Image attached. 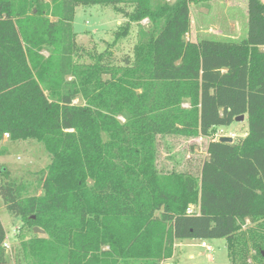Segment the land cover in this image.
I'll return each mask as SVG.
<instances>
[{"label":"trees","instance_id":"trees-1","mask_svg":"<svg viewBox=\"0 0 264 264\" xmlns=\"http://www.w3.org/2000/svg\"><path fill=\"white\" fill-rule=\"evenodd\" d=\"M194 1L0 0V142L49 157L41 194L0 167L2 205L30 231L8 257L0 219V264H160L177 240L214 238L230 264H264V5L247 0L246 38L195 41ZM89 5L125 18L100 51L73 29ZM239 115L240 141L210 138ZM158 135L208 138L199 174L159 168Z\"/></svg>","mask_w":264,"mask_h":264},{"label":"rangeland","instance_id":"rangeland-1","mask_svg":"<svg viewBox=\"0 0 264 264\" xmlns=\"http://www.w3.org/2000/svg\"><path fill=\"white\" fill-rule=\"evenodd\" d=\"M259 2L264 5V0ZM247 4V0H197L189 3L190 30L186 38L195 41L215 39L234 42L246 38L249 18ZM124 20L125 18L109 5L77 6L72 22L76 41L87 48L95 47L100 51L105 47L104 41L113 39V32ZM145 23V20L141 22ZM137 28V24H132L129 36L122 39L114 49L116 57L131 51ZM215 130L221 131L224 136L234 134L233 141L238 142L246 134L247 120L244 116L242 121L234 120L230 125L219 126ZM207 142L208 138L200 136L158 135L155 142L157 166L165 170L173 168L198 175L201 163L207 157ZM48 163L47 152L37 141H11L5 135L0 142V167H5L12 178L22 183L25 194H41L36 175ZM193 207L196 208L194 205ZM0 219L10 245L6 249V255L11 257L12 249L18 247L20 235L28 236L30 231L26 226H21L20 217L12 216L6 211L1 197ZM247 224L248 220L242 229H245ZM201 241L177 240L172 257L160 264H230L224 238L203 240L211 246V252L200 246Z\"/></svg>","mask_w":264,"mask_h":264},{"label":"built area","instance_id":"built-area-1","mask_svg":"<svg viewBox=\"0 0 264 264\" xmlns=\"http://www.w3.org/2000/svg\"><path fill=\"white\" fill-rule=\"evenodd\" d=\"M222 136H224V135L222 134L221 131L217 132V131L215 130V132L212 134V136H211L210 138H212V139H214V140H219V138L222 137ZM229 136H231V137L233 138L234 134H230ZM196 210H197V207L194 208L193 206H190V207L187 208V213H192V212H194V211H196ZM13 232H15V231L13 230ZM6 235H7V234H6ZM7 236H8V235H7ZM3 246L5 247V249H7L8 247H10V245H9V243H8V239H7L6 236H5V239H4V241H3ZM200 246L206 248L209 252H211V250H212L211 246L207 245V244L205 243V241H203V240L200 242Z\"/></svg>","mask_w":264,"mask_h":264},{"label":"water","instance_id":"water-1","mask_svg":"<svg viewBox=\"0 0 264 264\" xmlns=\"http://www.w3.org/2000/svg\"><path fill=\"white\" fill-rule=\"evenodd\" d=\"M244 119V115H239L237 117L234 118L235 121H242ZM219 141L221 142H232L233 138L231 136H222L219 138ZM33 231L35 233H39V234H43V230L38 228V227H34ZM262 256L264 257V251L261 252Z\"/></svg>","mask_w":264,"mask_h":264},{"label":"crops","instance_id":"crops-1","mask_svg":"<svg viewBox=\"0 0 264 264\" xmlns=\"http://www.w3.org/2000/svg\"><path fill=\"white\" fill-rule=\"evenodd\" d=\"M175 245H176V243H175ZM175 245H174V246H175Z\"/></svg>","mask_w":264,"mask_h":264}]
</instances>
